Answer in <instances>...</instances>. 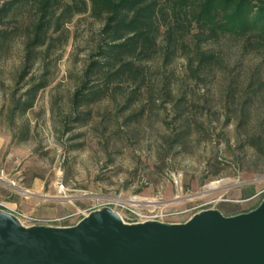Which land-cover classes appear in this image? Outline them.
<instances>
[{
  "label": "rangeland",
  "instance_id": "obj_1",
  "mask_svg": "<svg viewBox=\"0 0 264 264\" xmlns=\"http://www.w3.org/2000/svg\"><path fill=\"white\" fill-rule=\"evenodd\" d=\"M71 21L67 42L48 60L53 81L21 117L10 113L12 96L24 91L16 84L22 40L0 53V210L26 227L42 219L73 226L104 207L130 223L121 206L132 201L170 214L168 223L211 209L224 216L254 210L264 198V155L247 139L264 138V51L222 38L211 44L222 68L200 79L186 75L183 58L174 61L168 71L190 128L185 145L168 152L166 140L179 129L168 104L125 124L120 107L106 100L84 107V123L74 120L70 100L102 24L89 14Z\"/></svg>",
  "mask_w": 264,
  "mask_h": 264
},
{
  "label": "trees",
  "instance_id": "obj_2",
  "mask_svg": "<svg viewBox=\"0 0 264 264\" xmlns=\"http://www.w3.org/2000/svg\"><path fill=\"white\" fill-rule=\"evenodd\" d=\"M84 14L102 27L70 100L74 120L84 123V107L106 100L120 107L125 124L168 104L179 126L166 140L168 152L185 145L190 128L178 80L168 71L174 61L183 58L186 75L200 79L222 68L211 46L222 38L264 51V0H0V53L17 37L24 47L16 80L24 91L12 96V117L27 113L51 84L48 60L67 42L65 26ZM247 144L264 155L262 136Z\"/></svg>",
  "mask_w": 264,
  "mask_h": 264
},
{
  "label": "water",
  "instance_id": "obj_3",
  "mask_svg": "<svg viewBox=\"0 0 264 264\" xmlns=\"http://www.w3.org/2000/svg\"><path fill=\"white\" fill-rule=\"evenodd\" d=\"M0 264H264V198L249 212L168 224L123 222L104 207L73 226L26 227L0 210Z\"/></svg>",
  "mask_w": 264,
  "mask_h": 264
},
{
  "label": "built area",
  "instance_id": "obj_4",
  "mask_svg": "<svg viewBox=\"0 0 264 264\" xmlns=\"http://www.w3.org/2000/svg\"><path fill=\"white\" fill-rule=\"evenodd\" d=\"M131 203L132 204L125 203L124 206H121L130 215V220H131L130 223L157 221V222H160V223H167L168 224L169 221H167V220H168V217L170 216V214L156 213L155 210H153V211L146 210L145 211L144 209H141L138 206L133 204V203L136 204V202L132 201ZM111 210H113V209H111ZM119 216L121 217L122 221L125 222L120 214H119ZM49 223H50L49 221H46V220H43V219H42V223H39L38 221L35 220L34 223L32 224V226H37V225H39V226H49V227L53 226L52 224L50 225Z\"/></svg>",
  "mask_w": 264,
  "mask_h": 264
},
{
  "label": "bare ground",
  "instance_id": "obj_5",
  "mask_svg": "<svg viewBox=\"0 0 264 264\" xmlns=\"http://www.w3.org/2000/svg\"><path fill=\"white\" fill-rule=\"evenodd\" d=\"M217 184H218V182H213V183H211V185H209V188L210 189L214 188V187H216Z\"/></svg>",
  "mask_w": 264,
  "mask_h": 264
}]
</instances>
